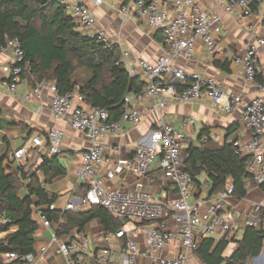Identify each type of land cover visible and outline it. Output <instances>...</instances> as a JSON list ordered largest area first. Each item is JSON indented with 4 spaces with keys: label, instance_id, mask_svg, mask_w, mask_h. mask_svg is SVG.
Masks as SVG:
<instances>
[{
    "label": "built area",
    "instance_id": "1",
    "mask_svg": "<svg viewBox=\"0 0 264 264\" xmlns=\"http://www.w3.org/2000/svg\"><path fill=\"white\" fill-rule=\"evenodd\" d=\"M44 1L50 3L53 0ZM57 1L83 29L95 27V18L85 5L70 3L69 0ZM93 1L96 4L102 2ZM164 1L134 0L129 6L121 8L123 14L138 17L150 29L159 31L166 51L151 64L128 50L119 48L121 62L128 77H142L144 80L137 93L124 96V111L119 120L109 121L108 114L98 108L81 107L85 103L76 91L59 95L52 82H39L25 97L26 101H30L32 95L39 94L40 88H48L53 94L50 108L52 118L55 121L66 118L71 128L84 134L89 141L84 163L75 171L76 178L87 187L78 208L99 206L117 222L119 229L106 234L104 241L123 242L124 264H139V260H144L145 264H190L201 234L207 238L206 236L216 233L227 235L248 227L264 231V206L253 204L252 210L247 213L233 211L228 205V200L233 198L231 186L215 198L195 201L196 190L192 186V179L183 171L185 158L182 151L187 140L185 132L162 121H158L156 127L149 132L148 139L143 138L137 144L131 158L117 160L115 169L107 174V179L113 180L119 173L131 172L135 179L131 190L106 188L103 179L96 177L97 167L104 161V145L101 141L107 136L120 138L124 132L123 124L135 127L143 119L133 101L151 100L150 111L158 113L165 108L167 100L183 104L209 100L218 113L229 114L234 110L241 112V122L251 136L248 141L236 140L233 148L237 156L249 157L245 172L252 176L256 188H264V98L260 94L253 100L246 101L234 93H225L222 84L214 78L203 77L195 72L188 73L175 65L174 62L178 59L190 61L197 43L202 44L207 54H213L217 45L215 38L222 33L221 18L201 9L195 0H174L173 10L170 12L162 8ZM222 2L226 12L240 11L251 19L255 14V7L263 4L264 0ZM93 37L101 44H109L103 32H98ZM5 50H10L13 58L0 66L1 84L9 92H14L21 75L27 71L28 64L23 62L24 54L17 40H9L5 47L0 48V53ZM261 53L264 54V31L256 35L254 43L237 51L235 61L243 68L242 78L246 85L255 82ZM164 75H170L175 84L163 83ZM184 83H187L186 88H176L178 84ZM193 123L194 118L187 117L182 121V127L186 128ZM46 137L43 138L40 134L32 136L30 149L41 153L46 147L44 155H57L61 145V131L52 128ZM207 139L220 142L216 135L203 138ZM29 154V150L25 148L14 151L5 161V167L8 169L10 164L29 162ZM155 163L158 164L165 183L173 185L176 190V196L170 201L155 200L147 189L146 184L150 180L148 175ZM245 190L246 194L250 191L248 188ZM48 208L55 210L54 204ZM63 211L74 212L77 207L68 203ZM33 214H36L43 227L50 226L47 219L34 208ZM168 221L173 222V227ZM5 224L7 221L0 217V225ZM139 235L144 240V249L136 241ZM53 242L58 245L60 254L67 259L68 264H83V255L88 254V238L65 244L53 237ZM46 250L41 248V255ZM167 251L172 253L167 254ZM261 255L264 259V246ZM110 257L111 250L99 248L91 253L89 264H108ZM258 258L251 261L256 262L260 260ZM4 259L11 262L18 257L8 254ZM22 261L26 264L37 263L33 253L23 257Z\"/></svg>",
    "mask_w": 264,
    "mask_h": 264
},
{
    "label": "crops",
    "instance_id": "2",
    "mask_svg": "<svg viewBox=\"0 0 264 264\" xmlns=\"http://www.w3.org/2000/svg\"><path fill=\"white\" fill-rule=\"evenodd\" d=\"M133 1L102 0L101 4H96L93 0H69L70 3L85 5L94 16L95 27L81 29L87 35L92 37L98 32H103L109 43L116 44L120 49L128 50L141 59L154 64L166 51L162 36L159 31L150 29L144 20L121 12L122 7L129 6ZM195 1L201 9L220 16L222 33L215 38L217 45L213 54H207L202 44L197 43L194 56L190 61L185 62L183 59H178L174 64L182 67L188 73L195 72L203 77L214 78L222 84L225 93H234L246 101H251L260 94L264 98V54H260L258 73L252 85L244 83L243 68L235 61L238 49L254 43L256 35L263 33L264 3L255 7V14L250 19L240 11L226 12L222 0ZM173 2L174 0H165L162 3V8L169 12L172 11ZM12 58L10 50L0 53V66L9 63ZM216 64L227 65L221 69ZM1 79L0 76V111L2 113L0 116V153L7 152L9 157L10 154L21 148L28 149L30 153L27 165L13 163L9 165L8 169L6 168V172L19 179V169L23 167L26 173L34 174L41 166V158L46 155H44L46 147L42 149L41 153L34 149L31 150L30 138L36 134L45 138L50 129L56 128L62 133L59 153L56 156L57 164L65 173L54 178L51 183L45 186V190L51 195L58 196V200L54 204L55 210L63 211L68 203H72L77 207V211L74 213L88 211L89 208L86 207L78 208L86 185L76 178L75 171L84 163V155L90 145L89 141L84 134L73 130L66 118L60 121H55L52 118L50 108L53 94L48 88H40L38 95H32L30 101H26L25 97L32 92L33 83L31 81L27 78L21 79L15 91L9 92L1 84ZM138 80L142 85L143 78L140 77ZM162 82L169 85L175 84L170 75H164ZM133 104L143 115L141 123L135 127L125 123L123 124L124 132L120 138L107 136L101 141L104 145V161L97 167L96 177L103 179L105 187L109 189L131 190L134 187L135 179L131 172L119 173L113 180H108L107 174L115 169L117 160L132 157L137 144L143 138L148 139L149 132L156 127L158 121L185 132L187 140L182 151L184 158L187 156V149L190 145L197 146L199 144L197 136L203 128L210 129V135L218 136L220 141H223L226 131L235 124L238 125V130L235 133L237 140L248 141L251 136L241 122L239 110H234L229 114L218 113L213 109L209 100L194 104L167 100L165 108L158 113L150 111L151 100L138 99L133 101ZM86 106L85 104L81 107ZM187 117H193L194 123L183 128L182 121ZM148 176L150 180L146 184L147 189L150 190L155 200L167 202L176 196L174 186L166 184L163 180L157 163L152 166ZM200 179L203 180L202 177ZM25 196L24 190L18 193L20 199ZM199 200L206 201L204 195L195 198V201ZM253 204L264 206V193L258 188L251 189L241 200L234 197L228 200V205L237 213L250 212ZM33 220L38 225L33 247L36 264H68L67 259L60 254L58 245L53 242L58 224L53 222L48 228H45L36 214H33ZM168 224L173 227L172 221H168ZM103 231L101 222L94 220L85 227L83 233L76 235L72 240L80 241L84 237L89 239L88 254L83 255V264H89L91 253L99 248L111 250L109 264H124L123 242L120 240L105 242L102 237ZM243 231L244 229H238L227 235L216 233L206 237L215 240V242L221 239L230 241L223 253V257L229 258L235 250L234 242L241 239ZM7 235L8 233H1L0 241ZM201 237L202 234L198 236V245L205 238ZM136 241L141 249L145 248L142 236L139 235ZM41 248L47 249L43 255H41ZM171 253L172 251H167V254ZM0 258L3 259L4 256ZM139 264H145V261L139 260ZM190 264L201 263L193 257Z\"/></svg>",
    "mask_w": 264,
    "mask_h": 264
},
{
    "label": "trees",
    "instance_id": "3",
    "mask_svg": "<svg viewBox=\"0 0 264 264\" xmlns=\"http://www.w3.org/2000/svg\"><path fill=\"white\" fill-rule=\"evenodd\" d=\"M81 29L57 0L50 3L44 0H0V48L9 40L18 41L24 54L23 62L28 64L21 79L31 81L32 89L41 81L52 82L59 95L76 91L87 106L105 111L109 121L115 122L123 114L124 96L137 93L143 84L138 78L128 77L116 44H101ZM226 65L216 64L221 69ZM186 87L187 83L176 86L178 90ZM237 130L238 125H232L223 141L214 142L203 140L211 133L210 129L203 128L197 136L199 144L188 147L183 171L192 179L195 198L204 195V199L209 200L231 186L233 197L241 200L246 196L245 188H256L252 176L245 172L249 157L237 156L233 148ZM56 156H43L41 166L32 175L20 167L18 179L6 172L7 152L0 153V217L7 221V224L0 225V234L8 233L0 241V257L8 254L18 257L11 262L0 258V264H26L22 258L34 253L38 225L33 220V208L49 223L58 224L55 237L65 244L83 233L94 220L101 222L103 238L119 229L117 222L99 206L78 213L49 210L58 196L49 194L45 186L65 173L57 164ZM22 190L26 196L20 199L18 193ZM86 190L87 187L81 199ZM260 190L264 193V188ZM229 243L225 239L215 242L204 238L194 251V258L201 264H248L262 252L264 231L245 228L241 239L234 242L233 254L225 258L223 253Z\"/></svg>",
    "mask_w": 264,
    "mask_h": 264
},
{
    "label": "rangeland",
    "instance_id": "4",
    "mask_svg": "<svg viewBox=\"0 0 264 264\" xmlns=\"http://www.w3.org/2000/svg\"><path fill=\"white\" fill-rule=\"evenodd\" d=\"M33 166H34V165H33ZM33 166H32V167H33ZM32 167H31V168H32ZM30 171H31V169H30ZM256 262H257V263H256ZM256 262L250 260L248 264H264V259H263L262 261H261V260H258V261H256Z\"/></svg>",
    "mask_w": 264,
    "mask_h": 264
},
{
    "label": "water",
    "instance_id": "5",
    "mask_svg": "<svg viewBox=\"0 0 264 264\" xmlns=\"http://www.w3.org/2000/svg\"><path fill=\"white\" fill-rule=\"evenodd\" d=\"M258 259H260V260L262 261V259H263V255L259 256ZM255 260H256V259H255Z\"/></svg>",
    "mask_w": 264,
    "mask_h": 264
}]
</instances>
